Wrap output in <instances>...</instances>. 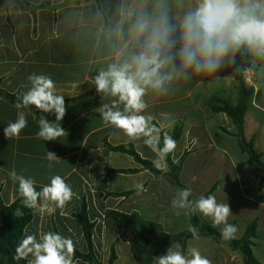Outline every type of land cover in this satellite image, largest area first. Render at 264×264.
<instances>
[{"label":"crops","instance_id":"0c3cea01","mask_svg":"<svg viewBox=\"0 0 264 264\" xmlns=\"http://www.w3.org/2000/svg\"><path fill=\"white\" fill-rule=\"evenodd\" d=\"M28 2L35 6L49 5L40 7L36 15L19 5L8 11L0 8V88L21 97L30 87L29 75L45 74L56 82L57 94L74 101L66 104L61 125L67 133L57 141L45 142L36 136L41 113L33 108L28 112V126L18 138L8 140L3 129L16 119L18 110L0 96V208L21 198L18 182L9 176L11 171L36 180L37 191L50 183V176L59 174L76 195L63 209L54 205L44 213L35 209L24 234L38 229L57 231L71 236L79 252L88 253L82 224L76 217L85 202L88 217L94 223V254L102 264L109 263L112 247L117 254L114 264H140L130 245L106 226V212L137 214L170 235L187 230L192 224L191 212L181 210L177 216L171 208V200L181 188L165 175L169 169L167 158L159 169L164 174H156L132 156L108 147V144L132 145L142 158L151 162L156 158L143 140L130 141L122 132L103 123L94 109L110 98L96 93L93 77L131 50L126 37L130 23L127 14L137 13L143 6L151 8L152 0ZM121 24L125 36L116 30ZM218 76L211 84L212 77L197 76L167 96L149 95L148 113L153 117L152 123L160 127L161 136L167 132L177 141L172 153L174 162L185 155L179 181L192 190V199L215 188L212 195L217 201L230 205L232 215L228 223L237 227V239L257 221L253 254L264 264V174L253 171L234 122L214 111L217 99L237 104L240 80L254 90L245 117L244 137L249 141L256 136V149L263 154L264 162V61L239 53L235 65L223 69ZM48 119L54 121L55 116L48 115ZM47 151L56 153L59 159L49 162ZM109 169H138V172L110 173ZM141 183L145 190L137 194L135 186ZM198 218L202 223L212 222L200 213ZM216 228L221 232L223 225ZM176 244L185 251L197 247L212 264H244L240 253L211 237L192 238L185 249L179 242L172 246ZM74 264L90 263L77 259Z\"/></svg>","mask_w":264,"mask_h":264},{"label":"clouds","instance_id":"9594fccd","mask_svg":"<svg viewBox=\"0 0 264 264\" xmlns=\"http://www.w3.org/2000/svg\"><path fill=\"white\" fill-rule=\"evenodd\" d=\"M127 15L130 23L126 37L131 50L93 77L96 93L110 98L94 111L105 125L122 132L130 141L143 140L156 154L152 164L159 170L162 161L176 150L177 141L164 132L161 147V129L152 123L146 97L172 94L197 76L212 77L211 84L223 69L235 65L239 53L264 61V0H152L151 8L143 6L139 12ZM116 30L125 36L122 24ZM28 81L30 87L17 98L16 119L4 127V137L18 138L28 126V112L35 107L41 113L36 136L45 142L57 141L67 133L61 125L67 112L65 96L57 94L56 82L50 75L33 73ZM48 115H54L55 120H49ZM46 158L49 162L59 159L52 151H47ZM9 176L18 182L24 206L41 213L49 210L50 205L63 209L76 195L59 174L50 176V183L39 191L33 178L18 175L15 170ZM135 187L137 194L145 190L142 183ZM191 196L190 188L177 191L171 200L175 215H181V210L200 213L211 219L213 227L223 225L222 239L236 238L237 227L228 223L232 215L228 203L218 202L211 194L196 199H190ZM13 215L22 216L23 212L17 209ZM187 231L193 239H199L195 225H188ZM75 252L71 236L38 229L23 235L13 260H26L27 264H74ZM156 264L212 261L197 247L185 251L176 244L156 256Z\"/></svg>","mask_w":264,"mask_h":264},{"label":"trees","instance_id":"16d2710c","mask_svg":"<svg viewBox=\"0 0 264 264\" xmlns=\"http://www.w3.org/2000/svg\"><path fill=\"white\" fill-rule=\"evenodd\" d=\"M80 0H66L67 3L79 2ZM19 5L22 9L36 15L40 7H45L49 3L40 6L32 5L28 0H0V8L9 10L12 6ZM0 96L7 99L12 104L17 102L19 97L17 94H10L0 88ZM254 97V90L245 85L240 80L239 99L236 105L230 102L217 99L214 106L216 113L227 115L237 127V137L240 140L243 152L249 155V164L254 172H262L264 174V162L262 161L263 154L256 149V136H253L249 141L244 137L245 117L251 106ZM74 100H65L68 104ZM35 109V107H32ZM163 146V134L161 136V147ZM108 147L115 152L124 153L132 156L135 161L141 166L151 170L156 174H164L161 170L153 167L150 160L142 158L132 145L126 146H111ZM169 165L168 172L165 175L170 179L173 185L184 189L179 181V172L184 161L185 155L177 162H174L172 153L167 157ZM110 173H136L138 169H109ZM215 188L209 191L205 196L213 194ZM192 199V197H190ZM20 209L23 212L22 216H15L13 213ZM2 223L0 224V264H27L26 260L14 261L15 248L24 235L25 228L32 221L35 209H29L24 206L22 197L17 199L10 205H1L0 208ZM80 219L84 236L89 247L88 253H81L76 249L74 261L80 259L90 264H102V262L94 254L93 250V231L94 223L90 221L87 212V205L82 204L81 212L76 216ZM192 225H195L200 232V237H211L219 243L226 244L232 251L240 253L244 264H263L256 259L253 254L255 239H257L258 223L254 221L247 229L245 235L241 239L224 240L221 238L220 231L212 226V222L202 223L198 218V213H191ZM106 226L116 232L119 238L130 245L132 254L135 260L140 264H156V256L166 252L168 246L174 243H181L185 249L188 241L192 239L191 234L186 230L176 235H170L163 229L152 222L142 219L137 214H126L118 210H108L105 215ZM57 232V231H55ZM117 259L115 248L112 247L111 255L108 264H114Z\"/></svg>","mask_w":264,"mask_h":264},{"label":"rangeland","instance_id":"374dc122","mask_svg":"<svg viewBox=\"0 0 264 264\" xmlns=\"http://www.w3.org/2000/svg\"><path fill=\"white\" fill-rule=\"evenodd\" d=\"M250 128V125H248V129ZM256 253H257V251H256Z\"/></svg>","mask_w":264,"mask_h":264}]
</instances>
